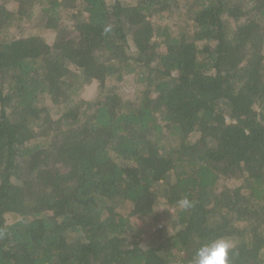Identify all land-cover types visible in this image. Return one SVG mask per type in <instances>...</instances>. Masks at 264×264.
Instances as JSON below:
<instances>
[{
    "label": "trees",
    "instance_id": "1",
    "mask_svg": "<svg viewBox=\"0 0 264 264\" xmlns=\"http://www.w3.org/2000/svg\"><path fill=\"white\" fill-rule=\"evenodd\" d=\"M7 1L0 264H264V0Z\"/></svg>",
    "mask_w": 264,
    "mask_h": 264
},
{
    "label": "rangeland",
    "instance_id": "2",
    "mask_svg": "<svg viewBox=\"0 0 264 264\" xmlns=\"http://www.w3.org/2000/svg\"><path fill=\"white\" fill-rule=\"evenodd\" d=\"M0 3L4 4V7L7 8L10 11H13L14 2L7 1V0H0ZM19 26L17 22H15L11 26V30L15 32V29ZM24 34H37L44 36L48 38L50 41H52L55 37V30L49 29V28H35L30 29L28 27H25ZM98 83L96 81L89 82L82 91V97L85 99H93L96 97L98 92ZM133 88L128 87L126 90L127 95H133ZM174 208H166V207H160V209H156V212L152 216H147L146 218L141 219L140 224L144 226V228L154 226L155 223H166L169 227V229H172L175 224V215H174Z\"/></svg>",
    "mask_w": 264,
    "mask_h": 264
},
{
    "label": "clouds",
    "instance_id": "3",
    "mask_svg": "<svg viewBox=\"0 0 264 264\" xmlns=\"http://www.w3.org/2000/svg\"><path fill=\"white\" fill-rule=\"evenodd\" d=\"M192 203L187 198L178 201V207L187 210ZM233 241L227 236L207 238L196 248L190 264H231Z\"/></svg>",
    "mask_w": 264,
    "mask_h": 264
}]
</instances>
